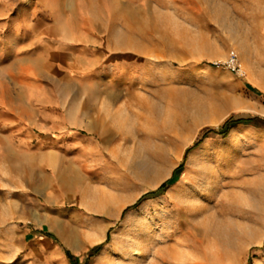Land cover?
I'll list each match as a JSON object with an SVG mask.
<instances>
[{"label":"rangeland","instance_id":"obj_1","mask_svg":"<svg viewBox=\"0 0 264 264\" xmlns=\"http://www.w3.org/2000/svg\"><path fill=\"white\" fill-rule=\"evenodd\" d=\"M64 41L96 52L82 84L28 77ZM237 115L253 134L209 135L145 196ZM262 122L264 0H0V264H264Z\"/></svg>","mask_w":264,"mask_h":264},{"label":"crops","instance_id":"obj_2","mask_svg":"<svg viewBox=\"0 0 264 264\" xmlns=\"http://www.w3.org/2000/svg\"><path fill=\"white\" fill-rule=\"evenodd\" d=\"M40 49L41 54L35 58L36 62L33 65L35 73L28 76L37 84H40V82L43 81V79L47 76L48 71H57L58 64H60V66H62L61 68L63 70H66L68 72V75L71 78L76 79L79 85H81L82 79L88 77L91 71H93V60L97 56L96 52L93 50V47L86 43L84 44L64 41L57 47L43 45ZM241 126L245 128L240 132L253 134L255 127H250L249 129L247 125ZM30 129L32 128L30 127ZM236 134L237 133H235L233 136H236ZM259 138H264V135H259ZM207 187L208 189H214V187H212L210 183L207 184ZM9 211L10 214L11 208L9 209Z\"/></svg>","mask_w":264,"mask_h":264},{"label":"trees","instance_id":"obj_3","mask_svg":"<svg viewBox=\"0 0 264 264\" xmlns=\"http://www.w3.org/2000/svg\"><path fill=\"white\" fill-rule=\"evenodd\" d=\"M255 122H257V118L255 117H251V116H247V115H237V116H230L228 119H226L221 125H219L216 129H207L204 130L201 133V136L199 137V139L191 146V148L186 149L185 153L183 155V160L182 163L173 170L171 177L169 178V180L165 183H163L161 186L158 187V189L155 192H151V193H147L145 196H149V195H154V194H158L161 193L165 190V188L170 184V183H174L177 181L178 179V173L181 171V169L183 168V163L184 160L186 158L187 153L197 147L205 138H207L209 135L212 136H216L218 138H225L227 137V135L229 134V132L237 125H252L253 127H256L257 125L255 124ZM264 123V122H262ZM144 196H142L137 203H139L142 198ZM136 203V204H137ZM35 234H39V235H46L48 238L50 239H55L51 234L48 233H41V232H35ZM108 239V236H107ZM102 244L97 245L95 247H93L90 251L89 254L87 255V260H85V262L83 264H90V262H88L89 259H91L92 257H94L95 255H97V253L99 252V250L101 249ZM69 264H79L77 262V260L75 259L74 256L70 255L67 251L64 252Z\"/></svg>","mask_w":264,"mask_h":264},{"label":"bare ground","instance_id":"obj_4","mask_svg":"<svg viewBox=\"0 0 264 264\" xmlns=\"http://www.w3.org/2000/svg\"><path fill=\"white\" fill-rule=\"evenodd\" d=\"M119 200H115V198H112L111 196H106V197H102L100 198V200L98 201V209L96 210L97 213L102 214V215H108V208L110 206H114V210L116 212H118L120 209H122L124 207V205L128 204L130 202V200H122V202H118ZM91 230H93V233L91 232L89 234V236H91V238L89 239V241H97L100 238V231H97V229H95V225H91ZM89 230V229H88ZM68 235V234H67ZM66 237V236H65ZM93 238V239H92Z\"/></svg>","mask_w":264,"mask_h":264},{"label":"built area","instance_id":"obj_5","mask_svg":"<svg viewBox=\"0 0 264 264\" xmlns=\"http://www.w3.org/2000/svg\"><path fill=\"white\" fill-rule=\"evenodd\" d=\"M217 66V64H215ZM229 72L235 74L236 76H243V70L241 64L239 63L235 53L233 51L229 52L226 59L221 64Z\"/></svg>","mask_w":264,"mask_h":264}]
</instances>
